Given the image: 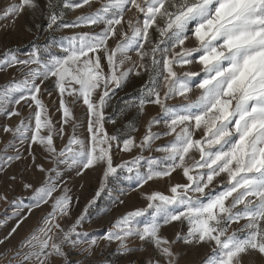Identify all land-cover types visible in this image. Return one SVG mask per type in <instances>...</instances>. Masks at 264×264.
Returning a JSON list of instances; mask_svg holds the SVG:
<instances>
[{
    "label": "snow or ice",
    "instance_id": "1",
    "mask_svg": "<svg viewBox=\"0 0 264 264\" xmlns=\"http://www.w3.org/2000/svg\"><path fill=\"white\" fill-rule=\"evenodd\" d=\"M91 4L92 0H47V30L84 24L102 25L100 31L63 36L43 47H33L25 58L11 48L0 56V71L16 65L21 71L27 68L23 79L0 85V113L8 118L21 116L14 106L22 103L30 109L15 127L4 126L13 140L0 152V173L21 159L19 149L27 142L32 162L44 178L36 187L24 183L26 190H32L31 196L17 197L11 204L17 209L27 208L28 214L45 204L51 209L43 215L40 226L21 242L8 264H48L54 255H67L63 246L76 248L82 244L81 237L87 233L78 229L101 194L107 190L113 203L124 202L111 193L115 190L125 195L126 189L109 188L110 181L119 184L121 172L127 173L123 180L135 179L142 187L153 179L170 178L177 169L182 170L187 183L171 185V195L158 191L144 194L147 206L119 217L115 230H110L105 239L119 241L118 252L131 251L127 247L131 236L151 241L163 264H179V254L173 251L177 241L211 245V254L203 264H255L256 256L264 260V0H105L95 11L71 23L64 21L65 10ZM133 9V17L125 20L126 13ZM26 10L43 14L38 0H14L0 10V18L15 19ZM136 14H143L142 21ZM152 31L158 33L155 39ZM189 32L198 42L196 47H185ZM110 39L116 40L115 47H109ZM131 51L136 52L137 60H132ZM126 62L129 66L122 68ZM194 62L201 65L200 72L178 74L174 70V65L183 67ZM132 73H144L147 79L139 89L142 95L138 104L126 103L125 107L136 106L143 113L146 104H154L160 107V114L148 122L138 145L129 135L122 142V150H148L162 135L173 139L157 149L166 154L163 157L137 156L114 166L111 142L118 137L106 132L104 109ZM196 77L198 83L194 82ZM49 80L58 96L56 111L61 114L55 122L39 95L41 85ZM193 84L199 90L194 100L190 98ZM48 94L51 96V92ZM66 96L72 98L71 102ZM176 97L182 99L171 103ZM81 100L87 106L89 133L83 139L76 133L72 107ZM112 122L115 124V120ZM70 123L72 135L58 149L54 136L63 138ZM160 123L165 131L153 132L152 126ZM197 131L202 132L200 138H195ZM33 144L43 146L50 168L36 163L31 153ZM8 148H16L15 153L9 154ZM194 152L199 153V160L191 155ZM141 160L147 165L146 171L140 170ZM95 168L102 172L99 187L83 212L65 229L60 220L69 217L78 202V197L70 195L65 177L68 171H75L83 178ZM222 173L229 182L222 191L214 192L213 182ZM229 198L231 202L226 204ZM0 199L7 200V196L0 195ZM149 211L151 220L141 226L138 218ZM13 216L20 219L0 244L27 218L19 211ZM242 219L246 220L243 228L230 233L231 224ZM174 221H186L189 227L187 234L178 232L175 240L169 241L160 232ZM57 233L62 234L59 241L55 239ZM97 243L93 238L83 251L91 256ZM5 255L7 252L0 253ZM151 264H161V260L153 258Z\"/></svg>",
    "mask_w": 264,
    "mask_h": 264
},
{
    "label": "rangeland",
    "instance_id": "2",
    "mask_svg": "<svg viewBox=\"0 0 264 264\" xmlns=\"http://www.w3.org/2000/svg\"><path fill=\"white\" fill-rule=\"evenodd\" d=\"M12 2H14V0H0V10H3ZM38 2L41 5L43 14L40 11L32 13L26 10L15 19L0 18V56H2L7 49L11 48L16 51L19 57L25 58L27 54L32 51L33 47H43L53 40L59 41L63 36L74 35L81 31H90L93 29L95 31H100V27H103L102 25L96 27L81 24L78 28H61L55 31H49L47 30V0H38ZM72 2H79V0H72ZM104 2L105 0H92L91 7L85 5L74 11L65 10L63 19L65 22L71 23L76 17L95 11L97 8L101 7ZM134 13L135 9L127 12L125 20L129 17H133ZM136 15L139 16L142 21L143 14ZM124 30H128L126 24L124 25ZM151 34L154 39L158 36V33L154 31H152ZM197 43L198 42L189 32V39L185 41V47H196ZM115 44V39L109 40V47H115ZM179 50V47H177L176 51ZM129 55L132 57L133 61L137 60L135 51H131ZM196 55L197 54H194V56ZM117 59H119V54L117 55ZM101 62L102 64L106 63L103 59ZM129 64L130 62H126L122 68H127ZM32 67H35V65H32ZM20 69L21 66L16 65L0 71V85H4L13 79H23L24 72L27 71V68L23 69V71ZM105 70L107 71V68H105ZM174 70L177 71L178 74H182L186 71L200 72L201 65L195 62L183 67L174 65ZM146 79L147 75L144 73H141V75H136L135 73L130 74L123 87L116 89L115 94L112 96V99L108 101L104 109L105 118L103 124L106 132L109 136L116 135L118 137L116 141L111 142L113 145L112 156L114 166L125 161H131L137 156H143L145 158L163 157L166 154L157 149L166 145L173 139V136L162 135L152 143L151 148L148 150L142 151L139 147H133L131 151L122 150V142L125 138H128L129 135L135 138V143L138 145L147 131L148 122L152 117H156L160 114V107L154 104H146L143 113H139L138 107L136 106L125 107L126 103L138 104V100L142 95L139 89ZM193 79L195 83H198L199 77ZM49 92H51V96H49ZM39 95L48 106L54 122L59 121L61 114L56 111L58 96L57 92L54 90L52 80L46 81L41 85V93ZM198 95L199 90L196 89L193 84V91L190 93V98L194 100ZM97 96L98 92L93 95V99H96ZM65 98L71 102V97L66 96ZM181 99V97H176L171 103H175ZM11 107H13V105H9V108ZM14 107L21 112V116H12L8 118L3 113H0V152H3L5 145L13 140V134L6 133L3 130L4 126L8 125L15 127L20 119L26 117L30 111L23 103ZM72 107L75 116L74 122L77 124L76 133L81 139L86 138L89 136L87 131V106L84 105L81 100ZM120 109L124 110L121 112ZM113 120H115V124H113ZM152 131L164 132L165 127L163 123L154 124L152 126ZM44 134H47L46 130ZM71 135L72 126L70 123L65 126L63 138L54 136V144L58 149L62 148L67 144ZM201 136L202 132L197 131L195 138H200ZM16 143L19 144V141H16ZM118 144L119 147L117 146ZM19 150L23 154L21 159L12 162L3 173H0V195L7 196V200L0 199V239L7 236L20 219V217L13 216L14 212L19 211L22 215H26L27 218L24 219L17 231L13 233L8 240L0 244V253L7 252V255L0 256V264H8L14 252L19 249L21 242L25 240L34 229L40 226L43 215L51 210L49 204H45L39 208L33 209L31 214H28L27 208L17 209L11 204V201L17 197L27 198L31 196L32 190H26L23 186L24 183H31L36 187L39 186L44 178V174L40 172L32 162V155H30L28 143L26 142ZM7 151L9 154H13L16 148H8ZM31 153L36 156L37 164H43L45 168H50L52 166L46 159L47 153L44 151L43 146L33 144L31 146ZM191 155H194L195 159L199 160L198 152H194ZM146 169L147 165L145 161L141 160L140 170L146 171ZM101 174V168L89 170L83 178L77 176L75 171H68L65 177L68 181L67 186L71 189L70 195H72L74 199L78 197V202L74 204L70 216L60 220L62 227L67 229L68 226L74 223L75 218L83 212L85 206L93 198L99 187ZM192 174L195 175V171ZM120 175L121 180L119 184L117 185L114 181H110L109 188L115 189V187L118 186L126 189L125 195H121L115 190L111 193V196H120L124 202L113 203L107 190L102 193L95 205L88 209L87 218L78 229V231L82 233H87L86 237H81L84 242L76 248H73L71 245L63 246L67 255H54L50 258L48 264H66V261L71 262V264H77V262H80V264H151L153 258L161 260V264H163V258L159 256L158 250L151 241H142L138 236L134 235L127 239V247L131 249V251L118 252L117 249L120 246V242L116 240L109 242L105 237L110 230H115V221L119 217L137 208L147 206L148 201L144 194L158 191L165 195H171L169 190L171 185L175 183H187V178L183 176L182 170L177 169L172 173L170 178L153 179L142 187H138L135 179L123 180V177L127 175L126 172H121ZM12 176H15L16 179H10ZM228 182L226 174L222 173L213 182L215 186L213 191H222L224 184ZM81 185H83V187H81ZM233 195H235V193ZM28 202L29 201L25 199V203ZM230 202L231 198H229V201H226V204ZM238 207L243 206L239 205ZM138 220L141 226L149 222L151 220V211L145 216L138 218ZM245 223L246 220L244 219L232 223L229 232L231 233L236 229L243 228ZM188 227L189 225L186 221H174L171 224L164 225L161 228L160 235L166 237L169 241H173L178 232L187 234ZM54 231L56 230L54 229ZM61 236L62 234L57 233L55 239L59 241ZM93 238L97 239L98 243L92 248V254L89 256L88 252L83 251V249L88 247V244ZM8 249H11V251H8ZM173 251L179 254V264H203L205 257L211 254L212 246L207 243L194 242L192 244H186L183 241H177L173 245ZM245 259L248 258L246 257ZM254 259L255 264H264V260L259 256H256ZM31 264H35V261H32Z\"/></svg>",
    "mask_w": 264,
    "mask_h": 264
}]
</instances>
